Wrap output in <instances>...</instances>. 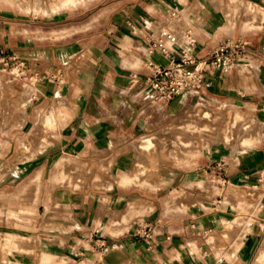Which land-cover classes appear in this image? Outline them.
Returning a JSON list of instances; mask_svg holds the SVG:
<instances>
[{"label":"crops","instance_id":"obj_1","mask_svg":"<svg viewBox=\"0 0 264 264\" xmlns=\"http://www.w3.org/2000/svg\"><path fill=\"white\" fill-rule=\"evenodd\" d=\"M248 5L255 10L247 11ZM71 17L67 27H61L53 17L44 24L27 14L18 18L0 11V46L22 59L23 72L35 77L28 96L14 97L15 78L0 68V102L8 104V118L17 115L25 121L33 117L34 104L45 102L46 107L50 99L62 98L63 142H48L37 150L45 152L46 164L60 150L82 143L84 150L104 152L107 160L115 156L114 186L99 204L92 200L94 194L83 195L82 200L70 201L61 212L63 218L50 212L56 218L38 227L40 235L45 230L49 240L58 246L64 243V251H42L40 257L27 255L14 263L44 264L47 252L46 264H249L264 243V0H131L113 19L103 15L93 26L91 20L76 21L75 14L67 19ZM63 31L65 36L60 35ZM164 32L175 36L174 43L166 42L176 57L184 51L199 60L218 45L237 40L247 42L258 55L227 71H215L199 88L154 102L142 80L131 86L129 79L133 72L149 74L147 59L168 64L169 58L159 50L148 53L150 35L161 38ZM5 75L9 79L2 78ZM43 109L37 111L39 120ZM236 114L262 126L256 134L244 131L240 139L226 142L216 119H233ZM156 134L169 144L164 142L161 150L173 152L178 142V158L156 162L158 155L150 152ZM142 164L148 172L134 175L133 168ZM210 173L218 192L204 195L200 183ZM238 190H243L239 217L250 227L237 242V256L217 254L212 239L198 244L206 251L192 253L176 232L222 231L225 217L237 213L233 201L241 198ZM202 196L209 210L193 203ZM177 198L183 203L171 202ZM176 207L183 209L179 224L172 220ZM143 220L158 230L149 242L137 241L133 234ZM78 231L92 236L102 232L114 239L116 248L97 254L91 236L86 246L80 245Z\"/></svg>","mask_w":264,"mask_h":264},{"label":"rangeland","instance_id":"obj_2","mask_svg":"<svg viewBox=\"0 0 264 264\" xmlns=\"http://www.w3.org/2000/svg\"><path fill=\"white\" fill-rule=\"evenodd\" d=\"M63 1L0 0V11L2 13L11 12L12 15L18 18L27 14V16L35 18L34 20H37V23L44 24H46V20L53 17V23L61 27H67V22L73 20L72 17L67 19L68 16L75 14L76 21L91 20V25L93 26L103 15L107 16L109 20L113 19L116 14L120 13L121 8L129 6L131 2V0H74V3L76 2L74 6V3L68 5L64 4L65 2ZM252 9L255 10L254 7L248 5L246 10L251 11ZM109 25L108 22L106 29L109 28ZM65 34H67L66 31L60 33V35L64 36ZM19 60L22 59H16V61ZM251 65L250 63L249 66ZM4 72L10 75L11 79L15 78L11 86L12 92L15 91L14 97L22 98L19 96L21 93L28 96V87L32 86L34 88L35 86V77L30 78L29 74L25 72L20 73L17 68H6ZM2 78L9 79L7 75ZM62 81L66 80L63 79ZM62 102L65 101L60 97H56L54 100L50 99L49 103L51 104H48L46 107L44 106L45 102L34 104L35 113H33V117L25 121L17 117V115L8 118V104L0 102V264L8 262L16 264L14 263L15 259H22L27 255L40 257L42 251L52 252L54 255L59 254L62 250L64 251L66 249L64 243L58 246L49 240L47 237L49 235L48 231L44 230L40 235L38 227L40 228L41 225L49 224L52 218H56L57 215H53L54 212H59L60 214L57 217L63 218L64 214H61V212L67 210L70 201L72 202V200L76 199V201L82 200L83 195L94 194L95 197L92 196V200H95L99 204L101 200L104 201L101 196L114 186L115 169L117 170L114 166L115 156H111L107 160L106 154L98 149L84 150L83 143L74 144L67 149L60 150L49 159L47 164L45 163V152L39 151L37 148L45 146L48 142L52 141H57L60 144L63 142L62 134H57V136L50 134L52 127L53 129L56 128L55 120L57 116L61 120L64 118V108L57 110L58 105H65ZM19 104L20 102L14 105L18 106ZM42 107H44L43 112L52 108H55L56 112H53L52 117L39 120V115L37 119V111ZM247 119L249 118H244L240 114H236L233 119L222 118V115L216 119L219 126L222 125L223 137H225L226 142H231L232 139H240V134L244 131L251 133V135L253 133L256 134L255 132L262 125L254 122L255 120L252 118L250 120ZM26 125L27 127H25ZM60 128L61 126L58 127L59 131ZM206 128L208 127L206 126ZM3 131H7V133H1ZM22 141H25V143ZM150 141L153 143V150L150 152L159 157L156 160L157 163L168 160L169 157L178 158L179 151L177 149L179 148V144L177 141L174 144L175 150L173 152L160 149L163 147L164 142L166 143H164L165 146L169 145L162 135L156 134ZM57 156H60L57 160L62 159V166L55 165ZM133 171L134 175L137 173L146 174L148 168L142 164L139 167L133 168ZM210 174H206L208 176L200 183V188L203 190L204 195L216 194L218 192L215 181H213L214 177ZM31 184L33 186L35 184V186H31ZM238 191H240L238 195L241 198H236L233 201L237 213L233 214V216L229 215L225 217L222 231L207 232L201 235L192 234L189 231L176 232V236H182L183 243L188 244L187 247L192 253L198 254L201 249L206 251L207 248L205 246L200 248L201 245L199 246L198 244L205 240L211 241L212 239L211 248L217 254L232 258L237 256V242L250 227L249 223L243 222V219L239 217L243 210L241 203L243 201V190ZM248 192L251 193L252 191L249 190ZM198 194L202 195L201 193ZM206 200L207 198L202 196V198H197L193 203L201 204L203 211H205L209 210L208 205H204V201ZM183 201L177 198L171 202L179 204L183 203ZM159 202L158 210L161 211L163 200L161 199ZM175 210L176 214L172 216V220L179 224L182 221L179 212L183 209L176 207ZM50 212L53 213L51 214ZM159 218L162 220L161 214H159ZM146 222L149 221H139L133 229V234L139 224ZM154 231L155 234L158 232L156 228H154ZM76 233H78L77 236L82 241L80 242L81 246H86V241L91 236L93 238V251L97 254H107L116 248L114 239L108 238L102 232L98 233L96 231L93 236L89 231H78ZM111 233L116 234L119 232L111 231ZM38 235L40 238L37 237ZM134 236L137 241L142 239L137 235ZM101 241H105L106 246L104 247L106 249L99 246ZM215 243L218 245H213ZM263 256L264 243L255 249L251 255L249 264H264Z\"/></svg>","mask_w":264,"mask_h":264},{"label":"built area","instance_id":"obj_3","mask_svg":"<svg viewBox=\"0 0 264 264\" xmlns=\"http://www.w3.org/2000/svg\"><path fill=\"white\" fill-rule=\"evenodd\" d=\"M171 14L175 15L176 12L172 11ZM166 40L170 43L176 41L175 36L168 32H164L161 38H156L151 34L148 53L154 49L159 50L169 58L168 64L161 65L147 59L146 67L150 70L149 74L141 77L137 72H133L129 79L131 86L142 80L148 86L150 98L154 102H167L187 90L199 88L205 78L215 71H227L234 65L245 63L258 55L257 51L250 48L247 42L237 40L218 45L208 57L199 60L185 54L184 51L180 57H176ZM16 59L15 56L8 54L4 48L0 47V68L4 70L17 68L20 73L23 72L24 62L16 61ZM134 235L149 242L155 235L154 226L149 222L139 224L135 228ZM99 246L106 249L105 241H101Z\"/></svg>","mask_w":264,"mask_h":264},{"label":"bare ground","instance_id":"obj_4","mask_svg":"<svg viewBox=\"0 0 264 264\" xmlns=\"http://www.w3.org/2000/svg\"><path fill=\"white\" fill-rule=\"evenodd\" d=\"M63 2H65L64 4H71V3H74V0H64ZM76 3V2H75ZM75 3H74V6H75ZM61 4V3H60ZM62 5V4H61ZM77 5V4H76ZM63 6V5H62ZM59 108H62L63 109V106L62 105H58L57 106V110L59 109ZM53 112H56L55 111V108H52V109H50V110H48V111H45L44 113H43V115H42V117H41V119H45V118H48V117H52L53 116ZM45 114V115H44ZM51 115V116H50ZM63 123H64V119H60V117L59 116H57V118H56V120H55V125H56V128L55 129H53V127H52V130H51V132H50V134H52L53 136H57V134H59V130H58V127H60V126H62L63 125ZM55 125H54V127H55ZM23 143H25V141H22ZM55 165L56 166H62V159H59V160H57L56 162H55ZM33 182H35L34 180H33ZM32 182V183H33ZM36 183V182H35ZM131 185H133V184H131ZM31 186H33L32 184H31ZM34 186H35V184H34ZM33 186V187H34ZM30 187V186H29ZM33 189V188H32ZM27 190H29L28 188H27ZM34 190V189H33ZM32 190V191H33ZM31 192V191H30ZM33 193H34V191H33ZM27 194V193H26ZM29 194V193H28ZM26 196H28V195H26ZM118 218V217H117ZM20 245V244H19ZM26 246V245H25ZM31 246V245H30ZM23 248H24V246H23ZM27 248V247H26ZM49 253H47V252H44V254H43V257H44V264H46V262H47V260H48V258H49ZM264 257V256H263ZM39 259V258H38Z\"/></svg>","mask_w":264,"mask_h":264}]
</instances>
